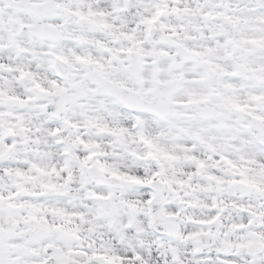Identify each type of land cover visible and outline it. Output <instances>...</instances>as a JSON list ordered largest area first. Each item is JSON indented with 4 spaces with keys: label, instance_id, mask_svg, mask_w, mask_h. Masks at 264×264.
Returning a JSON list of instances; mask_svg holds the SVG:
<instances>
[{
    "label": "snow or ice",
    "instance_id": "obj_1",
    "mask_svg": "<svg viewBox=\"0 0 264 264\" xmlns=\"http://www.w3.org/2000/svg\"><path fill=\"white\" fill-rule=\"evenodd\" d=\"M0 264H264V0H0Z\"/></svg>",
    "mask_w": 264,
    "mask_h": 264
}]
</instances>
